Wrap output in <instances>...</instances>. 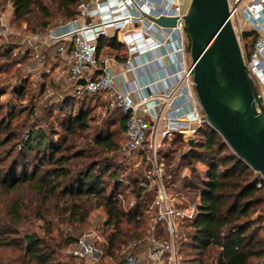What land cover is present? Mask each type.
I'll return each mask as SVG.
<instances>
[{"label":"trees","instance_id":"1","mask_svg":"<svg viewBox=\"0 0 264 264\" xmlns=\"http://www.w3.org/2000/svg\"><path fill=\"white\" fill-rule=\"evenodd\" d=\"M54 1L65 23L76 17L82 0ZM6 2L12 3L17 21L31 22L32 34L43 37L53 29L48 28L47 22L39 29L33 27L42 18L46 21L52 18L48 12L35 14L36 7L44 11L39 0H0V7ZM187 39L190 53L188 34ZM122 47L116 36H102L98 56L103 58ZM31 58L28 46L12 39L2 43L0 74L12 64H29ZM116 60L126 59L116 56ZM250 81L257 94V86ZM28 82L24 80L22 85L13 87L20 101L29 97ZM44 91L45 86L39 95ZM5 94L0 83V99ZM34 96L37 95H30L31 101ZM100 97L105 99L108 110L117 114V123L125 137L128 116L120 109H110L103 94H81L76 87H70L59 102L45 103L41 109L35 104L20 109L6 107L2 112L0 106V236L12 227L14 237L18 236L20 228L30 219L44 224L43 236L25 233L22 242L6 243L20 251L24 264H65L59 259L61 253L79 243L76 235L79 226L85 225L96 210H103L107 216L105 226L110 232L104 233V244L111 255L128 240L136 249L145 243L144 231L149 232L150 228L144 226L150 212H153L150 227L154 225L156 188H148L150 181L146 177L133 179L136 202L126 209L120 174L123 166L115 161L122 147L103 127L96 130L93 139H88L93 119L84 105ZM55 112L59 115H54ZM162 142L172 146L163 155L162 149L158 151L167 189L171 193L176 189L175 193L189 201V206L178 202L177 207L194 206L197 211L192 219L179 222L177 263L264 264V240L252 219L264 204V187H258L259 183L264 184L261 175L235 155L208 124L199 128L192 145L180 133H173ZM103 153L113 157L103 158ZM138 154L144 162L145 155L141 152L125 156ZM199 165L206 167L207 172L201 173ZM59 225H67L71 230L61 231ZM151 236L164 245L169 239L162 224L155 226L148 237Z\"/></svg>","mask_w":264,"mask_h":264},{"label":"built area","instance_id":"2","mask_svg":"<svg viewBox=\"0 0 264 264\" xmlns=\"http://www.w3.org/2000/svg\"><path fill=\"white\" fill-rule=\"evenodd\" d=\"M228 3L229 20L248 77L258 88V107L264 113V0ZM76 13L74 19L57 25L45 36L28 35L19 43L30 48L36 62L55 48L57 57L67 65L66 70L58 72L65 86L76 87L81 94H103L110 109H120L128 116L122 151L127 156L144 153L146 162L151 164L147 179L156 188L152 232L157 224H162L173 240L177 224L192 219L197 211L194 206H176L179 201L165 185L158 151L162 141L173 133H180L188 142L194 141L199 128L208 124L194 90L182 0H82ZM162 17L176 19V26H158L154 20ZM109 29L115 30L119 43L126 48L127 62L122 73L113 70L118 61L111 55L98 56L99 39ZM4 30L0 28V38L7 37ZM149 54H155L149 62L137 61ZM152 64L159 65L164 76L147 84L141 81L145 75L139 73ZM28 69L35 73L38 67ZM126 73L134 75L132 83L126 81ZM81 79L86 80L85 85L78 84ZM258 187L263 188L264 184L259 183ZM148 242L153 246L150 264H178L173 243L164 246L152 236ZM124 264H142L134 243L126 246Z\"/></svg>","mask_w":264,"mask_h":264},{"label":"rangeland","instance_id":"3","mask_svg":"<svg viewBox=\"0 0 264 264\" xmlns=\"http://www.w3.org/2000/svg\"><path fill=\"white\" fill-rule=\"evenodd\" d=\"M39 3L40 5H42L40 8H43L44 11L36 7L35 14L40 13V15H43L44 12H48L50 13V15H52V18L47 21L42 18V20H40L33 27L39 29L40 25L43 22H47L49 26L48 28H54L57 25L63 23L64 20L60 14L58 3L56 1L39 0ZM189 3L190 0L187 7L184 9L185 13L188 9ZM32 21L34 20L32 19ZM0 28H4V31L7 35V37L0 38V46L2 45V43L10 39L19 42L22 37L35 35L30 32L32 29L31 22L17 21L14 18L13 6L11 2H6L0 7ZM111 56L115 59L116 56H119L120 59L125 58L126 48L122 47L119 50H112ZM56 61H60V59L57 57L56 49L52 48L44 53L41 61L36 62L34 58H31L29 64H12L10 66H7L4 72L0 74V83L4 87V91H6V94L0 99V106L3 108L2 112L6 111V107L9 109L14 107L16 109H20L28 106L31 107L32 105L36 104L38 108L41 109L40 107L42 105H45V103L55 104L59 102L62 99L63 95L69 92L70 87L63 86L62 82L60 81L61 79L58 75L59 71L55 70L56 65L54 64L56 63ZM57 65L59 66V62ZM34 66L38 67V69L35 73H32L28 68ZM24 80H29V84L27 83L29 97L27 96L23 101H20L18 99V96L13 93V87L15 85H22L24 83ZM43 86H45V91L44 94L40 96L39 93ZM32 93L36 94L37 96H34L33 100L31 101L30 95ZM84 107L89 108L90 117L93 119L91 123V130L87 134L88 139H93L96 130L100 127H103L115 136L117 143L123 149L125 145L124 132L121 128H119V125L117 123V114H114L108 110L105 99L103 97H100L98 101L88 102L84 105ZM36 113L37 111H35V115ZM57 114L58 113L55 112L54 115ZM56 117L57 116H54V118ZM22 118L23 116L21 117V119ZM50 121L51 119H49V122ZM43 126L46 125L44 124ZM26 132L27 131H25V136ZM171 148L172 146H169L168 144H164L162 142L160 148L162 149V155L168 152ZM123 153L124 152L122 151L121 153H118L119 156L117 157V159H115V161L117 163H121L123 166V168H121L120 170L122 184L124 187V194L122 195V199L124 207L128 209L136 202L133 179H142L143 177L147 178L152 166L151 164L147 163L145 159L143 162V158L139 154L127 157L125 156V153ZM102 157H113V155L103 153ZM157 159L159 164H163L161 161L162 158H160V154H158ZM198 167L201 173L204 171L207 172V168L203 165H199ZM162 169L164 172V165ZM148 185L149 189H153L155 187V183L150 182V184ZM175 190L176 189H174V193H172L173 196H177V200L179 202L182 201L189 206V201L187 199L179 198L181 197V195H179L177 191L175 193ZM148 216L149 217L146 220V225L144 226V228L146 229L150 228L149 232L148 230L144 231L145 235H147V237H145V242L147 244L149 243L148 236L152 233V228L150 226L152 223L151 217L153 216V212H150ZM252 219L255 220L256 227L260 228L259 237L264 240V204L260 206V208L253 215ZM106 221L107 216L103 210L93 211L87 223L85 225L79 226V230L76 232L79 243L72 247L66 248L61 253L59 259L65 264H123L126 246L133 242H130V240H128L127 243L121 246H117L116 249L112 251L113 255H111L110 249L104 244V237H106L104 233L106 231V233L110 232L109 229L106 230ZM76 227H78V225H76ZM58 228L61 231L71 230V227L67 225H59ZM13 229V227L7 228L0 236V264H24L22 254L12 245H14L15 241L22 242L25 233L43 236L44 224L43 222H40L36 219H30L22 228H20V233L16 237H14ZM178 231H180V223L177 224V232ZM56 234L57 233H55V235ZM176 234L173 240H171V237L168 234L169 239H165V242L168 246L173 243L175 248L177 247ZM6 243H11L12 245L6 246ZM254 263H257L256 260L254 261Z\"/></svg>","mask_w":264,"mask_h":264},{"label":"water","instance_id":"4","mask_svg":"<svg viewBox=\"0 0 264 264\" xmlns=\"http://www.w3.org/2000/svg\"><path fill=\"white\" fill-rule=\"evenodd\" d=\"M229 16L228 0H190L184 28L191 44L194 90L204 120L264 179V113L258 107ZM154 22L163 28L176 26L174 18ZM78 84L85 85L86 80Z\"/></svg>","mask_w":264,"mask_h":264},{"label":"crops","instance_id":"5","mask_svg":"<svg viewBox=\"0 0 264 264\" xmlns=\"http://www.w3.org/2000/svg\"><path fill=\"white\" fill-rule=\"evenodd\" d=\"M188 2H189V0H182L184 9L187 7ZM115 36H117V35H116V32L114 29H109L107 31L106 37L112 38ZM153 56H155V54L143 55V56H140L137 61L142 62V63H147V62H149V60ZM125 59H126L125 62H118V64L113 66V70L116 73H122L123 72L124 65L127 62V56L125 57ZM58 62H59V66L57 65ZM54 65H56L55 70H58V71H63V70L67 69V65L61 59H60V61H56V63ZM159 69H161V67H159V65H156V64H152V66L148 67V69L144 68L142 73L141 72L139 73L140 75H145L144 79H142L141 81L144 83H147V84L153 83V81H155L158 77L161 78V76H164V72L159 71ZM134 78H135L134 75L131 73L125 74V79L129 83H132ZM152 250H153V246L150 243L147 244L146 242L143 245H140L137 247L136 253H137V256L139 257V259L141 260L142 264H150L149 253Z\"/></svg>","mask_w":264,"mask_h":264}]
</instances>
